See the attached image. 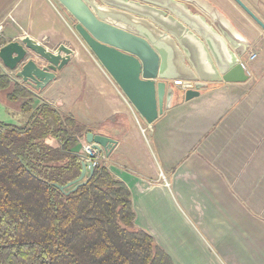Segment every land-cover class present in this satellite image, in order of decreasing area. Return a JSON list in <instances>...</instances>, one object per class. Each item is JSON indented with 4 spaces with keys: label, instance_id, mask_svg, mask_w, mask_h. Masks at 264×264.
I'll return each instance as SVG.
<instances>
[{
    "label": "crops",
    "instance_id": "1",
    "mask_svg": "<svg viewBox=\"0 0 264 264\" xmlns=\"http://www.w3.org/2000/svg\"><path fill=\"white\" fill-rule=\"evenodd\" d=\"M240 1L264 25V0ZM195 2L210 15L189 7L212 26L211 16L229 23L248 78L201 82L200 94L189 101L173 80L163 113L149 125L55 0H0L5 44L29 37L48 50H72L55 79L35 94L6 71L11 85L0 91V121H25L24 99L7 98L19 83L37 105L73 118L84 136L114 140L101 164L128 189L135 227L172 264H264V31L233 0Z\"/></svg>",
    "mask_w": 264,
    "mask_h": 264
},
{
    "label": "trees",
    "instance_id": "2",
    "mask_svg": "<svg viewBox=\"0 0 264 264\" xmlns=\"http://www.w3.org/2000/svg\"><path fill=\"white\" fill-rule=\"evenodd\" d=\"M10 85L0 69V91ZM7 98L24 99L26 119L0 121V264H172L135 227L128 189L103 164L76 191L57 188L80 176L84 128L19 83Z\"/></svg>",
    "mask_w": 264,
    "mask_h": 264
},
{
    "label": "water",
    "instance_id": "3",
    "mask_svg": "<svg viewBox=\"0 0 264 264\" xmlns=\"http://www.w3.org/2000/svg\"><path fill=\"white\" fill-rule=\"evenodd\" d=\"M55 1L70 16L80 41L149 125L163 113L174 91L168 89L173 80L183 81L184 99L189 101L200 94L201 82L241 83L248 78L237 57L241 52L229 23L224 25L211 16L213 27L189 7L210 15L195 0ZM233 1L264 31V25L240 0ZM238 40L243 41L241 36ZM71 55L72 50L64 45L48 50L23 37L0 46V69L13 73L35 94L55 79ZM85 143L106 157L116 144L91 133L85 135ZM93 172L81 161L80 176L57 188L63 192L71 188L67 194L74 192Z\"/></svg>",
    "mask_w": 264,
    "mask_h": 264
},
{
    "label": "built area",
    "instance_id": "4",
    "mask_svg": "<svg viewBox=\"0 0 264 264\" xmlns=\"http://www.w3.org/2000/svg\"><path fill=\"white\" fill-rule=\"evenodd\" d=\"M3 24H0V38L2 37L3 34ZM255 55H250V60L254 59ZM173 85L175 87H183V81L181 80H175L173 81ZM103 159L102 153L98 152L95 149H92L91 145L86 144L85 142L82 144L81 147V155H80V160L84 161L87 165L89 164L93 169H95L100 163L101 160Z\"/></svg>",
    "mask_w": 264,
    "mask_h": 264
}]
</instances>
